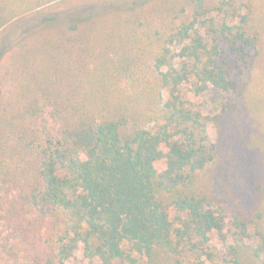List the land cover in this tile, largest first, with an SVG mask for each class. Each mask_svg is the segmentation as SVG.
<instances>
[{"label": "trees", "instance_id": "1", "mask_svg": "<svg viewBox=\"0 0 264 264\" xmlns=\"http://www.w3.org/2000/svg\"><path fill=\"white\" fill-rule=\"evenodd\" d=\"M51 1L0 0V60L40 70L22 107L0 106V177L33 171L30 203L62 223L46 264H65L80 245L91 264H184L183 249L189 264H207L211 233L228 241L226 226L223 259L264 264L262 189L229 214L215 194L222 132L213 141L207 131L217 117L183 92L236 90L255 65L264 0H159L72 19L6 48L7 26Z\"/></svg>", "mask_w": 264, "mask_h": 264}, {"label": "rangeland", "instance_id": "2", "mask_svg": "<svg viewBox=\"0 0 264 264\" xmlns=\"http://www.w3.org/2000/svg\"><path fill=\"white\" fill-rule=\"evenodd\" d=\"M60 1L52 0L48 6L27 12L9 24L4 37L5 47L12 48L26 37L72 19L145 8L159 0H111L68 9L62 8ZM212 1L206 0V5L211 6ZM197 3L202 5L205 0H197ZM258 33L255 65L252 69H245L236 90L217 91L210 87L196 95L189 84L183 87L191 107L204 115L217 117L219 122H209L207 131L213 141L220 138L224 143L221 153L224 167L220 171L222 183L220 192L215 194L218 199H228L230 215L246 207V197L258 185L264 195V28H259ZM254 54L252 51L251 55ZM18 63L10 65L0 60V74L5 75L0 80V106L5 110L22 107L40 76L36 61L20 62L22 66H16ZM164 95H167L166 91ZM218 129L223 135H219ZM26 169L0 177V264H46L47 259L55 258L64 232L59 220L43 215L30 203L29 185L34 173ZM176 214L170 209L171 219ZM224 231L229 241L227 226ZM228 241L220 238L217 231L211 233L208 256L205 257L207 264H232L223 259ZM181 258L184 264H189L186 249L181 251ZM65 264L91 263L83 256L80 245Z\"/></svg>", "mask_w": 264, "mask_h": 264}]
</instances>
